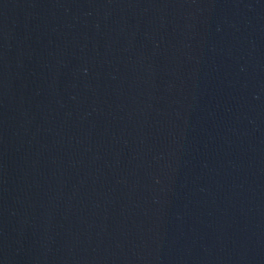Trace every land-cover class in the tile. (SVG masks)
I'll return each mask as SVG.
<instances>
[{
  "label": "water",
  "instance_id": "95a60500",
  "mask_svg": "<svg viewBox=\"0 0 264 264\" xmlns=\"http://www.w3.org/2000/svg\"><path fill=\"white\" fill-rule=\"evenodd\" d=\"M0 264H264V0H0Z\"/></svg>",
  "mask_w": 264,
  "mask_h": 264
}]
</instances>
